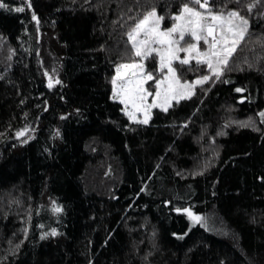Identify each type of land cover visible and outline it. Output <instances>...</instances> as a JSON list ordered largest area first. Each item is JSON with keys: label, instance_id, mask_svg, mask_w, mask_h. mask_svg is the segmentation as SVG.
<instances>
[{"label": "trees", "instance_id": "obj_1", "mask_svg": "<svg viewBox=\"0 0 264 264\" xmlns=\"http://www.w3.org/2000/svg\"><path fill=\"white\" fill-rule=\"evenodd\" d=\"M210 1L247 15L249 33L224 77L145 124L111 98L112 77L137 58L135 20L155 4L169 27L185 0H5L0 264H264V0ZM176 66L182 80L208 72ZM189 207L207 224L176 211Z\"/></svg>", "mask_w": 264, "mask_h": 264}, {"label": "snow or ice", "instance_id": "obj_2", "mask_svg": "<svg viewBox=\"0 0 264 264\" xmlns=\"http://www.w3.org/2000/svg\"><path fill=\"white\" fill-rule=\"evenodd\" d=\"M257 2L258 0H252L246 5L247 9L252 10ZM28 5L31 6V0H28ZM0 7H8L5 0H0ZM23 9V4L17 8L19 11ZM170 15L173 22L169 27H162L164 15L153 4L135 20L127 36L131 42L133 56L137 58L117 64L115 75L112 77L111 98L123 102L125 107L122 111L132 120H141L138 113H143L142 122L145 124L149 122L151 109L157 104L167 111L173 101L190 97L195 91L194 84H203L204 81L220 80L224 77L231 66L233 53L249 33L251 25L249 17L241 14L238 8L218 7L210 3V0H185L179 9L171 12ZM33 17L38 19L34 10ZM201 41L204 42V47H201ZM181 52L186 55L181 56ZM153 54L158 60V69L147 70L145 60ZM193 59L198 64L205 63L208 72L197 76L195 81L181 80L174 62L178 61L180 65L190 64ZM251 66L249 64V67ZM149 80L154 83L153 91L146 87V82ZM53 83H62V81L58 76L54 80L49 76V86ZM237 91L244 89L238 88ZM150 96L153 97L151 102L148 99ZM259 117L264 120V110L260 111ZM249 122L252 127L256 126L252 117H249ZM235 123L243 125L246 122L235 121ZM27 131V128L20 129L17 131V136ZM31 138L29 134L28 139ZM21 142L26 143L27 140ZM204 167H207V164ZM166 203L170 202L166 201ZM52 205L56 212L64 211L63 205L57 201L53 200ZM176 211L187 212L193 223L207 224L204 214L195 212L190 207L176 208ZM50 231L52 235L59 232L57 228H52ZM48 235V232L41 233L42 237ZM174 235L182 237L187 233H174Z\"/></svg>", "mask_w": 264, "mask_h": 264}, {"label": "rangeland", "instance_id": "obj_3", "mask_svg": "<svg viewBox=\"0 0 264 264\" xmlns=\"http://www.w3.org/2000/svg\"><path fill=\"white\" fill-rule=\"evenodd\" d=\"M210 3H212V1H211ZM186 39H187V35H186ZM200 43H201V47H204V46H205L203 41H201ZM153 55L155 56V54H153ZM180 55H181V56H184V55H186V53L181 52ZM149 57H150V56H149ZM149 57H148V58H149ZM148 58L145 60L146 69H147V70H148V62H147ZM157 61H158V60H157ZM174 66H176V62H174ZM115 72H116V71H115ZM178 73H179V72H178ZM114 75H115V73H114ZM181 80H182V79H181ZM197 85H199V84H194V88H195ZM112 87H113V85H112ZM146 87H148L150 91H153V90H154V83H153V81H152V80L147 81V82H146ZM112 94H113V90H112ZM186 97H188V96H186ZM184 98H185V97H183L182 99H184ZM148 99H149V102H151L152 99H153V97L150 96ZM180 100H181V99H180ZM119 101H120V100H119ZM121 102H122V101H121ZM122 104H123V102H122ZM124 107H125V105L123 104V108H124ZM156 109H161V108L159 107L158 104H157L156 106H154V107L151 109V115L153 114V112H154ZM125 113H126V112H125ZM138 116L141 117V120H138V121H142L143 113H138ZM150 117H151V116H150ZM135 121H137V120H135Z\"/></svg>", "mask_w": 264, "mask_h": 264}]
</instances>
